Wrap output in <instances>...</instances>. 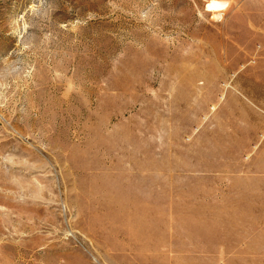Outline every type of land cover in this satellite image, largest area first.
I'll use <instances>...</instances> for the list:
<instances>
[{"label": "rangeland", "instance_id": "374dc122", "mask_svg": "<svg viewBox=\"0 0 264 264\" xmlns=\"http://www.w3.org/2000/svg\"><path fill=\"white\" fill-rule=\"evenodd\" d=\"M0 264H264V0H0Z\"/></svg>", "mask_w": 264, "mask_h": 264}]
</instances>
